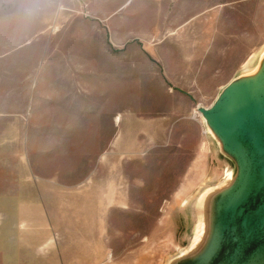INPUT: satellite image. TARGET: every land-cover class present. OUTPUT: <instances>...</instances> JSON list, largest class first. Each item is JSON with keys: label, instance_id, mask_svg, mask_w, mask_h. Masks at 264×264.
Masks as SVG:
<instances>
[{"label": "rangeland", "instance_id": "1", "mask_svg": "<svg viewBox=\"0 0 264 264\" xmlns=\"http://www.w3.org/2000/svg\"><path fill=\"white\" fill-rule=\"evenodd\" d=\"M263 52L264 0H0V264L187 262Z\"/></svg>", "mask_w": 264, "mask_h": 264}, {"label": "water", "instance_id": "2", "mask_svg": "<svg viewBox=\"0 0 264 264\" xmlns=\"http://www.w3.org/2000/svg\"><path fill=\"white\" fill-rule=\"evenodd\" d=\"M258 66L259 77L236 79L198 108L234 174L205 202L207 238L181 264H264V58Z\"/></svg>", "mask_w": 264, "mask_h": 264}, {"label": "bare ground", "instance_id": "3", "mask_svg": "<svg viewBox=\"0 0 264 264\" xmlns=\"http://www.w3.org/2000/svg\"><path fill=\"white\" fill-rule=\"evenodd\" d=\"M260 57L262 59L264 58V52ZM260 75H261V69L258 65H256V67L254 68V70L252 72L245 74V75H242V76H239L238 78L241 82H247V81L256 79ZM199 116L201 117V114H199ZM206 133L209 134L210 136H213V133L210 129H207ZM230 178H231V175L229 176V179ZM202 205H203V202H202ZM197 212H198V210H197ZM200 222L201 223H200L199 227L197 228V232L195 234L194 241H193L192 246L190 248V251H192V252L193 251L194 252L199 251L202 248V245L204 244V240L207 238L205 223L203 222L202 219Z\"/></svg>", "mask_w": 264, "mask_h": 264}]
</instances>
